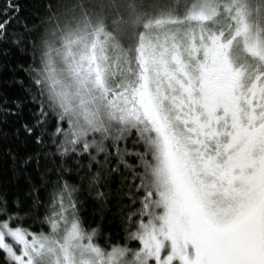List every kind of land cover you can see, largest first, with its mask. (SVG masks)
<instances>
[{"label":"snow or ice","instance_id":"6c2138e0","mask_svg":"<svg viewBox=\"0 0 264 264\" xmlns=\"http://www.w3.org/2000/svg\"><path fill=\"white\" fill-rule=\"evenodd\" d=\"M0 264H264V0H0Z\"/></svg>","mask_w":264,"mask_h":264},{"label":"trees","instance_id":"16d2710c","mask_svg":"<svg viewBox=\"0 0 264 264\" xmlns=\"http://www.w3.org/2000/svg\"><path fill=\"white\" fill-rule=\"evenodd\" d=\"M9 187H10V188H13V187H14V185H13V184H10V185H9Z\"/></svg>","mask_w":264,"mask_h":264}]
</instances>
